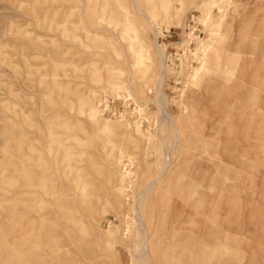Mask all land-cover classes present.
Here are the masks:
<instances>
[{
	"label": "rangeland",
	"instance_id": "rangeland-1",
	"mask_svg": "<svg viewBox=\"0 0 264 264\" xmlns=\"http://www.w3.org/2000/svg\"><path fill=\"white\" fill-rule=\"evenodd\" d=\"M11 209L30 263L264 264V0H0Z\"/></svg>",
	"mask_w": 264,
	"mask_h": 264
},
{
	"label": "bare ground",
	"instance_id": "bare-ground-1",
	"mask_svg": "<svg viewBox=\"0 0 264 264\" xmlns=\"http://www.w3.org/2000/svg\"><path fill=\"white\" fill-rule=\"evenodd\" d=\"M142 14L144 15V17H146L148 20H150V17L148 16L147 13H145L143 11ZM145 29H146V27H145ZM155 35H157V33H155ZM209 47H210V45L207 44L205 46V49H208ZM156 49H157L156 50L157 55H158L159 59L161 60V64L165 68L166 65L164 64V52H162V49L160 48V46L158 44H156ZM135 64H137V63H135ZM132 66L135 67L134 64ZM164 79H165V72L163 71L160 75V81L163 82ZM160 100L164 101V97H160ZM85 103H86L85 104L86 107H89L90 116H93L96 113L97 107H94L92 105L90 99H88V96L85 99ZM245 143L244 144L238 143V145L236 144L235 146L231 147V149H228V152H227L228 157L229 158L235 157L236 159H238L237 158L238 150L241 147V145H245ZM240 164L242 166L244 163H240ZM245 166H247L251 170H255V167L253 164H245ZM223 191L227 192L228 190L223 188ZM228 192H231V195H234L233 197H235V199H236V195H238V194L234 190H230ZM24 216H25V214L23 213V211L18 212L15 209L7 210L4 218L7 219L8 222H11V225L1 223L2 218L0 217V220H1L0 221V228H2L5 231L4 235L1 234V236H0V264H7L9 257H12L13 259H15L19 264H39V262H36V263H30L29 262V260L34 256V254L32 251H30V249L27 246L28 245L27 242H25L24 238H22V235H21V233H24L25 225L27 223L26 220H24ZM138 220H140V224L142 225L143 222L141 219H139V217H138ZM12 225H14V227ZM205 232H206V238L209 239V237L212 234L214 235L215 231L211 227H207L205 229ZM222 237L227 238L229 236H227V233H226V235H222ZM34 239H39V237H36ZM146 253H147L146 248L144 246L137 253L136 258L139 260Z\"/></svg>",
	"mask_w": 264,
	"mask_h": 264
},
{
	"label": "built area",
	"instance_id": "built-area-1",
	"mask_svg": "<svg viewBox=\"0 0 264 264\" xmlns=\"http://www.w3.org/2000/svg\"><path fill=\"white\" fill-rule=\"evenodd\" d=\"M192 17L193 16L191 15L190 18H189V21L186 22V24L183 25V27L181 29L180 38H176L169 45H171L172 47H175V45L181 44L180 45V47H181L182 45L186 44V48H188L189 45L192 43V41L195 40L199 36V32L197 30V26L194 25ZM177 50L181 54L184 53V51H185L184 49L182 50L180 48H177Z\"/></svg>",
	"mask_w": 264,
	"mask_h": 264
}]
</instances>
